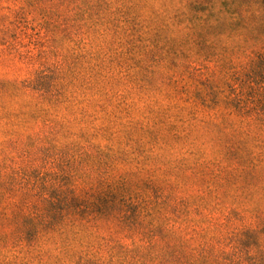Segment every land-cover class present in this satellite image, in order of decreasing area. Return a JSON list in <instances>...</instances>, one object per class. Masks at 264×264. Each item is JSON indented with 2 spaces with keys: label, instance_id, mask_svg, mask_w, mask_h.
<instances>
[{
  "label": "rangeland",
  "instance_id": "obj_1",
  "mask_svg": "<svg viewBox=\"0 0 264 264\" xmlns=\"http://www.w3.org/2000/svg\"><path fill=\"white\" fill-rule=\"evenodd\" d=\"M184 14L181 0H0V180L54 210L96 201L98 264H191L203 236L237 233L244 264L259 253L246 231L264 232V186L225 170L212 113L190 114L248 57L200 44ZM20 194L1 189L0 210ZM13 231L0 215V264H79Z\"/></svg>",
  "mask_w": 264,
  "mask_h": 264
},
{
  "label": "trees",
  "instance_id": "obj_2",
  "mask_svg": "<svg viewBox=\"0 0 264 264\" xmlns=\"http://www.w3.org/2000/svg\"><path fill=\"white\" fill-rule=\"evenodd\" d=\"M181 1L185 9L181 17L191 29V37L205 46L223 43L224 50L248 57L240 71L227 68L225 74L231 76L220 86L209 81L206 90L193 96L195 103L190 114L197 117L198 109L212 113L211 119L202 122L215 130L223 142L225 170L240 166L264 186V0ZM13 183L0 180V190L5 194L21 190L23 194L12 206H4L0 215L11 222L16 245L30 239L28 248L33 250L44 239L52 242L66 259L98 264L84 252L96 245L97 237L91 227L95 216L90 212L96 201L81 200L70 193L59 210H54V202L48 206L31 203L29 190H25L21 180L16 178ZM103 196L98 193L95 197ZM118 200L126 205L124 195L120 194ZM246 233L254 234L259 246L258 255L250 256L248 264H264V232ZM244 235L237 233L227 242L220 237L203 236L197 246L189 247L196 257L191 264H244L240 257Z\"/></svg>",
  "mask_w": 264,
  "mask_h": 264
}]
</instances>
